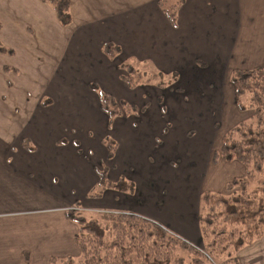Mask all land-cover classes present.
Listing matches in <instances>:
<instances>
[{
  "label": "crops",
  "instance_id": "1",
  "mask_svg": "<svg viewBox=\"0 0 264 264\" xmlns=\"http://www.w3.org/2000/svg\"><path fill=\"white\" fill-rule=\"evenodd\" d=\"M70 2L73 20L63 26L52 7L41 0H0V35L12 27V15L16 20L25 17L24 28L13 25L14 31H22L19 36L25 34L20 36L22 49L19 46L15 56L27 55L30 64L26 68L15 61L17 75L3 63L0 66V74L9 81L20 79L19 85L9 84L5 91L22 98L21 103L15 100L3 105L4 110L0 107V264H51L56 257H79L78 225L67 210L77 201L86 212L122 207L137 210L200 243L198 220L183 214L188 207L190 215L197 217L203 194L198 191V179L211 152L210 128L215 122L208 110H220L229 90L236 100L230 77L234 69L264 66V0H184L177 9L176 23L170 21L161 0ZM55 27L65 31L60 42L65 50L52 59L48 52L36 50L34 37L40 33L33 40L27 31L39 28L47 34L52 49L59 38ZM105 42L121 47L116 60L104 52ZM128 57H135L138 62L133 63L139 66L151 62L166 74L177 73L178 81L170 90L153 83L148 84L152 88L147 92L146 85L131 88L118 66L128 62ZM43 69L50 75L44 79L45 85L33 88L28 81L24 85L26 77L37 78ZM94 82L117 101L149 105L145 111L110 121L99 90L92 87ZM165 94L170 97L165 101L168 111L159 102ZM46 98L50 99L43 103ZM5 110L7 117L2 119ZM202 110L208 112V118ZM192 126H198V134L188 133ZM109 135L118 142L112 158H108L105 143ZM156 147L158 157L151 164L147 154L152 155ZM201 148L207 154L202 156L198 174L195 162L171 165L174 155L178 160L197 159ZM229 163L219 161L223 167ZM237 163L244 174L243 164ZM106 165L114 179L124 174L138 180L140 195L144 193L140 182L148 172L158 171L159 178L171 176L176 182L171 190L175 199L169 205L166 201L163 213L157 214L148 190L139 202L136 195L114 190L106 192V197H92L100 179L98 170ZM227 183L223 180L222 191ZM254 244L244 248L241 261L243 257L246 262V258L258 261L251 249Z\"/></svg>",
  "mask_w": 264,
  "mask_h": 264
},
{
  "label": "trees",
  "instance_id": "2",
  "mask_svg": "<svg viewBox=\"0 0 264 264\" xmlns=\"http://www.w3.org/2000/svg\"><path fill=\"white\" fill-rule=\"evenodd\" d=\"M41 1L50 4L63 26H69L73 20L70 0ZM183 1L161 0L163 10L173 23L177 22V9ZM103 47L113 60L121 53L117 44L105 42ZM0 52L13 55L15 51L0 42ZM138 64L131 61L118 63L124 70L123 80L131 88L153 81L163 85L168 80L165 77L174 82L178 80L177 73L166 74L158 70L151 75L146 69H139ZM5 68L9 70L7 66ZM230 77L238 108H250L253 115L225 133L221 149L213 157L217 162L240 161L246 175L232 179L225 191H203L197 214L201 242H192L161 221L126 209L100 208L96 214L94 211L88 216L87 212L77 208L68 210V216L78 225L79 257H56L51 264H242L238 258L242 247L264 235V66L234 69ZM96 84H92L94 89H98ZM99 93L102 108L110 121L122 114L139 113L149 105L117 101L104 90ZM49 99H44L43 103ZM159 102L165 111L162 96ZM105 143L108 158L114 157L118 142L108 136ZM109 168L106 165L98 170L100 179L90 195L99 198L111 190L132 195L136 188L132 181L124 174L112 178L108 174ZM251 179L257 183L252 184L254 180ZM78 204L77 201L76 206Z\"/></svg>",
  "mask_w": 264,
  "mask_h": 264
},
{
  "label": "rangeland",
  "instance_id": "3",
  "mask_svg": "<svg viewBox=\"0 0 264 264\" xmlns=\"http://www.w3.org/2000/svg\"><path fill=\"white\" fill-rule=\"evenodd\" d=\"M45 4V3H44ZM47 4V3H46ZM50 5V4H49ZM168 6V1L167 3L164 5V7L166 8ZM35 13V12H33ZM12 18H13V24H12V27L11 28H8L7 30L5 31H2L1 35H0V42H2L5 46L7 47H10V48H15L16 51H15V54L11 55V54H6V53H3V59L4 61H2V58H0V66L2 65V63L4 65H6L9 70L7 71H10L12 72L13 74H20V71L19 69L15 68V61L19 64H22L24 67L26 66H29V62H27V59L29 58L27 55L23 54L24 57L22 58L21 56H19L18 58H16L15 55H17L19 52L17 51V48L19 50V46H20V49H22V39H20L21 37L20 36H25L24 35H21L20 36L18 35V33L21 31V30H17V31H14V28H13V25L16 24V25H23L22 28L25 27V17H17L18 20L15 19V17H13L12 15ZM57 28L59 27L57 24H56ZM56 29V33H57V36L59 35V38L57 39V44L53 46V44H51L52 46V49L50 48V45L48 44L49 43V40L47 39L46 40V35L47 34H44L42 33L41 31H39L40 29L39 28H35L32 30H29L27 31L28 35L30 37H32L33 39V36H36L37 35V32H39L40 34H38V37H34L36 41V44H37V48L36 50H39V51H43V52H48L49 53V57L54 59L57 57V54L58 56L60 57L62 55V53L64 52V46H62L60 44V42L62 41L63 43V34H64V29L62 30H59V29ZM66 31H69L68 28H66ZM22 33V31H21ZM27 38V37H26ZM28 39V38H27ZM30 40V39H29ZM46 43V45H44ZM58 51V52H55L54 51ZM40 56V55H39ZM39 60H42V57L40 56V59ZM128 61H136V58L135 57H128ZM138 62V61H136ZM34 63V62H33ZM17 66V65H16ZM144 65H140L139 66V69L141 70H144L146 69L151 75L153 72L155 71H158L159 69L153 65V63H149V65L147 67H144ZM43 74L38 76L37 78H34V77H26V79L24 80V85H25V82H30L29 85L33 86V88L35 87H41L43 86L41 83H44L45 85V80L46 78H50V75H49V70L46 71L45 69H43L41 71ZM26 73L28 74V76H30L29 72L27 71L26 69ZM22 74V73H21ZM2 79H0V82H2L0 84V107H2L1 109H6V107H3V105L5 104H10V103H13L15 102V100L18 102L21 103V97L19 95H14L12 94L11 92H8V91H5V87L8 88V87H11L9 86L10 85H19L20 83V79L17 78V77H14V79L12 80H8L6 78L5 75L3 74H0ZM4 78V80H3ZM166 79H168L166 81L165 84H161V85H158V81H153V84L154 85H157V87L159 89H168L170 90V86L174 83V80L170 77H165ZM216 80L218 79L217 77H215ZM215 78H212L213 80H215ZM23 79V77L21 78V80ZM43 81V82H42ZM178 81V80H177ZM17 82V83H16ZM165 82V81H164ZM27 85V84H26ZM99 84H96L97 88L99 90H102V86L99 85ZM146 87H149L146 89V92L147 91H150V89L152 88L151 85H147L146 84ZM145 89H143V92H144ZM31 91H34V89H31ZM5 93V94H3ZM164 93V92H163ZM162 93V94H163ZM1 94H3V96H1ZM32 94H34L33 92L30 93V96H32ZM161 94V93H160ZM157 96V95H156ZM155 96V98H156ZM21 98V99H20ZM50 98L52 99V96H50ZM158 98V97H157ZM169 96H167V94L165 95H162V102L165 103V105L167 106V100H169ZM148 99V98H147ZM153 100H154V97H153ZM171 100V99H170ZM226 101H223L222 102V107L220 110L216 109V110H208L211 114H210V118L213 117L215 119V122L214 124L212 125V127L210 128L213 129L211 135L213 136V138L210 140L209 142V148L211 149V152L209 154V156L207 157V160L206 158L204 159V162L205 160L207 161L206 162V166L205 168L202 167V171L200 172V177L198 179L199 181V184H198V191L199 193L205 190H221L223 189V187H221L222 183H223V180H228V183L236 178L237 177H242V176H245L246 175V172L243 174V173H240V171L242 172L241 170V165H238L237 161H234L235 163L234 164H229L227 166H224L223 165H219V162L215 161L214 160V153L218 150L221 149V145L223 143V140H224V137H225V133L227 131H229L231 128L234 127V125L242 122V121H245V120H249L252 115H253V111L250 109V108H246L245 110H240L238 108V105L236 104V100L234 99V94L232 96V93L231 91L229 90V93L227 92V95H226ZM173 105H176L177 103L173 101L172 103ZM140 105V104H139ZM224 105V106H223ZM141 106V105H140ZM166 111L169 110V107L167 106V108L165 107ZM145 111V110H144ZM11 113H13V111L10 110ZM142 112V111H141ZM202 114L204 116L207 117L208 115V112L202 110L201 111ZM6 114V110L3 112V114ZM15 113H20V111H15ZM140 113V112H139ZM3 115L2 119L6 118L7 117V114L6 115ZM208 118V117H207ZM170 126H174L172 123H169ZM192 128V130H188V133L192 134V133H197L199 132V128L198 126H192L190 127ZM110 137V135H109ZM115 140V139H114ZM116 141V140H115ZM161 141L163 142V136L161 137ZM212 146V147H211ZM152 149V148H151ZM151 151H153L152 155H150V153H148V157L150 158V162L152 164V162H155L154 159H152L153 157H158V148H153ZM199 156L197 157V159H194V160H191L190 159H187L186 160H183V159H177V156L174 155L173 157V154L171 155L173 157V160L170 162L172 166H175V167H179L181 164L183 163H187V162H191V163H197V165L195 166V173L198 174L199 171H200V162L201 160L203 159L202 156L203 154H205L204 156H206L207 154V151L204 152V149L201 148L200 149V153H198ZM152 159V160H151ZM110 163H112L111 159L108 161ZM184 164V165H185ZM223 164V163H222ZM113 165V164H112ZM210 165V166H209ZM207 167V168H206ZM216 169L219 171L216 172ZM158 174V171L154 172V173H151V172H148L147 173V177L143 180H141V184H142V191L144 193H141L143 196H145L146 194V191L148 190V198L149 200L151 199L152 200V206H156V213L158 214L159 212H162L163 213V207L164 204L166 203L167 201V204L169 205V203L171 202V200L173 201L175 199V194L173 192H171L172 189L176 188V182L173 180V178L171 176H167V177H158L157 176ZM128 178V177H127ZM130 179V181H132V183L136 186L135 188V191L134 193L132 194L133 196L136 195V201H140L142 200V198L144 199V197L142 195H140L138 193V190H139V186H141L139 184V181L136 180L135 178L131 179V178H128V180ZM254 180V181H253ZM158 181H160V183H158ZM251 181H253L252 184L255 185L256 180L255 179H251ZM152 183V186L150 185ZM157 183V184H156ZM182 184V182H180V185ZM149 189H151V191H149ZM225 191V190H224ZM138 194V195H137ZM131 195V194H130ZM107 194L103 195L102 197H106ZM142 196V197H141ZM130 199V198H128ZM155 202V203H154ZM139 203H137V205L135 204V207L136 208H139ZM173 206V204H172ZM200 206V205H199ZM130 207V206H129ZM78 209H82L86 212L85 209H83L82 207L80 206H76V203L75 205H71L68 207L67 210H77ZM111 209V208H110ZM123 209H126V210H129L127 208H119L117 210H123ZM98 210V209H97ZM130 212H133V213H138L140 215H142L140 212H138L137 210H129ZM188 207H186V209H184V214L185 216H190L191 219H194V220H198V216L197 217H193L192 215H190V212H188ZM93 211H89L87 212V215L89 216L90 214H92ZM94 214H96V211L94 212ZM99 214V213H97ZM144 216V215H143ZM150 217V216H148ZM152 218V217H150ZM154 219V218H153ZM160 221V220H159ZM164 224V223H163ZM166 226V225H165ZM168 227V226H167ZM170 228L171 230H173L175 233H177L174 228L171 227V225L168 227ZM179 236H182V234H179L177 233ZM255 243V244H254ZM253 247H251L252 251H255L257 253V260L256 262H254L253 260H250L249 258H246L248 261H244V257H243V262L244 264H264V235L262 236V238L258 239L257 241H254L253 243H249L248 246H251L253 245ZM203 246V244H200ZM248 246H244L242 247V250L239 252L238 254V258H239V261H241V254H245V249L246 247ZM250 253H248L249 255ZM252 254H255V253H252Z\"/></svg>",
  "mask_w": 264,
  "mask_h": 264
}]
</instances>
